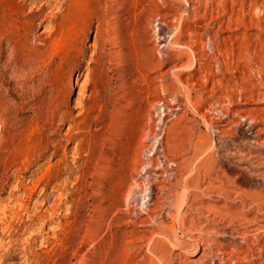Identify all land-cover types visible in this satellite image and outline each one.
Instances as JSON below:
<instances>
[{"label":"rangeland","instance_id":"obj_1","mask_svg":"<svg viewBox=\"0 0 264 264\" xmlns=\"http://www.w3.org/2000/svg\"><path fill=\"white\" fill-rule=\"evenodd\" d=\"M219 253L264 264V0H0V264Z\"/></svg>","mask_w":264,"mask_h":264},{"label":"bare ground","instance_id":"obj_2","mask_svg":"<svg viewBox=\"0 0 264 264\" xmlns=\"http://www.w3.org/2000/svg\"><path fill=\"white\" fill-rule=\"evenodd\" d=\"M185 1H187V0H185ZM190 1H192V0H190ZM186 3V2H185ZM198 8V7H197ZM186 16V15H185ZM161 17V16H160ZM162 18V17H161ZM163 19V18H162ZM163 20H161V22H162ZM168 21V20H167ZM160 21H158V23H159ZM167 23V22H166ZM165 23V24H166ZM169 23V22H168ZM181 25V24H180ZM159 26H164V24L162 23V24H160ZM172 29V28H171ZM162 30L163 29H161V27H159L158 28V38H159V40L161 41V42H166V49L163 51V53L161 52V55L162 56H165V57H167V55L169 54V51H170V49H171V47L173 46L174 48H175V46L174 45H172V41L171 40H165L164 39V37H162L163 35L161 34L162 33ZM166 33H168V32H166ZM171 34V33H170ZM172 37V36H171ZM168 38V37H167ZM173 38V37H172ZM172 38H170V39H172ZM208 42V41H207ZM210 42V41H209ZM244 45V44H243ZM176 49V48H175ZM189 49L191 50V47H189ZM160 51V50H159ZM194 52V51H193ZM195 53V52H194ZM191 55V54H190ZM195 59V58H194ZM255 62H257V61H255ZM196 65V63H195V61L193 60L192 61V64H191V66H195ZM221 65V64H220ZM173 70H175V67H171V69H170V71H173ZM178 70V69H177ZM168 76H169V74L168 73H164L163 75H161V77H160V80L161 81H163V83L166 81V79H168ZM171 76V75H170ZM172 76H173V74H172ZM171 76V77H172ZM184 90V89H183ZM162 91H165V89H162ZM173 101H174V99H173ZM187 102V101H186ZM188 103V102H187ZM184 106V105H183ZM188 106V105H187ZM189 106H190V103H189ZM192 106V105H191ZM190 108V107H189ZM193 108V107H192ZM177 109H179V108H177V107H175V108H173L172 109V111H174V110H177ZM171 111V110H170ZM205 118V117H204ZM253 123V122H252ZM250 126V125H249ZM248 127V126H247ZM161 142V141H160ZM160 142H158V145L160 144ZM160 147V146H159ZM151 166V165H150ZM152 169V168H151ZM165 169V168H164ZM169 170H170V167L168 168V167H166V169H165V172L167 173V174H169V176H173V174L172 173H170L169 172ZM150 171V170H149ZM161 189V188H160ZM158 190V189H157ZM150 191V190H149ZM157 193V192H156ZM148 201V200H147ZM159 208V207H158ZM146 212H148V210H146ZM144 213V212H143ZM141 214V213H140ZM147 215V214H146ZM190 251V250H189ZM218 253V252H217ZM227 257V256H226ZM225 257V258H226ZM224 256L222 255V254H220L219 253V257H212V259H210V261H209V263H207V264H221V263H223L224 262Z\"/></svg>","mask_w":264,"mask_h":264}]
</instances>
